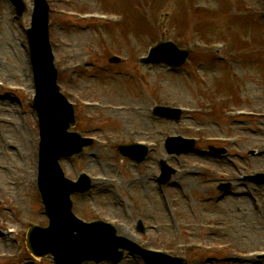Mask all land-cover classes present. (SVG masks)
I'll return each mask as SVG.
<instances>
[{
	"label": "rangeland",
	"instance_id": "374dc122",
	"mask_svg": "<svg viewBox=\"0 0 264 264\" xmlns=\"http://www.w3.org/2000/svg\"><path fill=\"white\" fill-rule=\"evenodd\" d=\"M27 1V0H26ZM203 1L207 4L209 9L205 11H198L193 8V4ZM59 0H54L52 6L60 9L58 5ZM64 3V2H63ZM258 6L261 8L258 0H73L70 4H64L65 8H74L79 11L101 10L109 12V15L119 17L120 24L117 26L106 24L104 27H94L93 31L81 32L75 29L73 25H67L72 22L69 19L60 21L59 14H53L52 19L56 21L52 31L66 43H71L72 48L63 49L61 46L55 48V53L58 56H63L65 52L81 49L85 53L89 52L92 45L98 48L106 49L111 47L116 51V54L127 55L131 58H136L143 54L147 45H151L162 39H171L180 41L188 45V38L192 32H195L199 37L205 41H219L228 40L232 42L235 55L253 60L243 61L238 66L231 68L211 67L210 70H205L210 84L216 87L217 94L231 95L236 100V86L244 87L247 93L262 92L264 93V21L257 15ZM250 7V8H249ZM55 11V13H57ZM12 13V6L8 0H0V52L4 53L5 49L12 47V37L10 32L14 31L16 34H22L19 30L21 25L25 24L26 18L21 19L18 24L19 27L12 25L10 14ZM111 13V14H110ZM144 15L154 17L153 21L147 20ZM63 26L62 29H56L58 24ZM168 36V37H167ZM180 37V38H179ZM55 42L58 43L57 38ZM9 43V47L7 44ZM58 49L60 51H58ZM20 56L15 53L9 52L7 56L13 63L22 61L23 50L18 47ZM8 52V51H7ZM201 55V54H200ZM207 59L208 56L201 55ZM199 58V53L195 55ZM57 59V57H56ZM194 60V59H193ZM132 61V59H131ZM59 60L57 59V63ZM134 66L132 62L127 65H122L121 68L125 69L128 66ZM249 68V69H248ZM4 69V68H3ZM6 69V68H5ZM216 69V71H215ZM240 69L242 71H240ZM237 70V71H235ZM6 70L1 71L0 75H4ZM135 79V83L127 81V79L117 78L116 82L110 79H94L89 84L82 83L73 91H78L84 96L101 98L106 102L116 103H135L145 104L150 97L157 96L159 98H184L186 96H197L198 93L203 92L202 87L196 80H189V69H185V75L177 76L168 73L163 66H157L151 72L144 74L141 70ZM216 72V73H215ZM215 73V74H214ZM187 75V76H186ZM66 77V75H64ZM243 92V91H242ZM244 100L240 99L235 101L234 104H243ZM17 104L13 102L8 109H13ZM1 108V106H0ZM7 108V106L5 107ZM30 108V112L26 114L27 128L24 130V136L16 131L9 133V138H12L15 143H19L21 149H24L22 139L26 142L27 151L30 147L27 143V138L34 136L32 124L34 125V116ZM78 125L77 129H87L93 125L100 126V132H113L118 133L121 129L122 122L117 118L100 116L98 120L90 123L83 119L81 112H77ZM193 124V122H190ZM249 125L253 128H264V121L244 122L239 127L245 129ZM137 128L145 129H166L167 131H176L172 126L162 125L160 122L150 123L146 119H139ZM238 131V130H237ZM254 132V131H253ZM259 135V132L256 134ZM253 137L249 134V138L240 145L244 148L251 143H257L263 136ZM256 136V137H255ZM98 159L89 158L85 159H65L62 160V168L66 175L73 178L79 170V167L87 165L92 172L90 174H99L102 177H107L109 182H103L105 186L100 188L102 183H97L94 191L85 196L76 198L75 212L83 218H97L98 215L94 213V209L100 211L105 219L115 222L117 225L122 226L124 229H131L134 226L133 215L134 210L138 213L141 211L140 207L149 206L152 208V203L155 207L159 206V193L156 191L154 183H148L146 188L144 182L137 179L131 184V188H125L123 179L137 178L136 169L130 168L128 161L119 157L116 152L109 149H101L97 155ZM31 160V159H30ZM190 161H198L210 165L222 166L229 168L230 162L216 160L212 158H202L193 156L189 158ZM7 161L9 163H5ZM17 161H19L17 159ZM1 164L13 165L10 157L0 156ZM247 163L251 167H264V160H248ZM13 167V166H12ZM149 171V170H147ZM16 171L12 173H4L0 171V181L3 178L13 179ZM92 174V175H93ZM206 178H215L210 172L199 170V176L191 178L187 181V191L191 197L197 201L198 198L204 195H215L217 191L212 189L214 186L213 180L207 181ZM35 196L36 207L40 206L38 194L33 193ZM240 198L239 193L230 195L217 204L211 202L201 204L203 210H195L188 208L183 200H178L176 205V212L180 217V222L187 223L197 220L194 217L197 213L203 212L206 216L218 215L227 217L228 224L233 227L228 233L227 238H220L219 233H215L210 237H206L205 233H199L191 240H203L205 242H222L229 241V246L232 248H240L243 243L248 249H255L264 246V228L259 218L256 217V211L252 209L251 202L248 196ZM17 201V200H15ZM32 203L30 198L29 200ZM21 204L24 203V196L21 199ZM119 204L118 207L114 203ZM236 202L238 207L231 208V203ZM243 202V203H242ZM121 204L125 207V214L118 213ZM33 215L32 211H29ZM231 212L232 215L228 216ZM130 214L132 218L130 217ZM2 218L0 219V230L8 223H15V219L7 216L5 212H0ZM35 217V214L33 215ZM123 216V218L121 217ZM163 220V219H159ZM16 225V223H15ZM254 230V232H252ZM250 231V233H249ZM254 233V235H252ZM250 234V236H247ZM253 237V238H252ZM9 239V238H8ZM190 238H188L189 240ZM2 240H5L2 238ZM0 243V250L2 248ZM232 252L233 249L231 250ZM219 254H222L218 252ZM235 264H258L259 261L253 258L246 260L242 255L234 256ZM37 262V261H35ZM42 264V262H38ZM26 264H34L28 261ZM91 264V263H86ZM110 264V263H102ZM127 264V263H121ZM132 264H142V262H133Z\"/></svg>",
	"mask_w": 264,
	"mask_h": 264
},
{
	"label": "water",
	"instance_id": "95a60500",
	"mask_svg": "<svg viewBox=\"0 0 264 264\" xmlns=\"http://www.w3.org/2000/svg\"><path fill=\"white\" fill-rule=\"evenodd\" d=\"M44 31H45V26L44 27H41V30L39 31V34L40 33H44ZM40 45H41V47H43L44 46V43L42 41H40ZM38 69L39 70H38L37 75L40 76V77H43V79L45 80L48 88L50 89V93H51V96H52V94H54V88H53V81H52L53 76L51 74L50 68L46 64H44L42 66L39 65L38 66ZM56 100H58L59 102H54L52 100L53 103L56 105V106L54 105L52 107V110L60 111L62 109V110L65 111L63 102L59 98H56ZM42 107L44 109L43 121L47 122L48 125H49V119H50V117H48V115H47V112H48V110H47L48 104L42 105ZM67 116H68V113L65 111V117H67ZM49 126H52V125H49Z\"/></svg>",
	"mask_w": 264,
	"mask_h": 264
},
{
	"label": "bare ground",
	"instance_id": "6f19581e",
	"mask_svg": "<svg viewBox=\"0 0 264 264\" xmlns=\"http://www.w3.org/2000/svg\"><path fill=\"white\" fill-rule=\"evenodd\" d=\"M22 152H23L22 150H20V151H19V153H20V154H22ZM12 158H13L14 160H16V158H15V157H12Z\"/></svg>",
	"mask_w": 264,
	"mask_h": 264
}]
</instances>
